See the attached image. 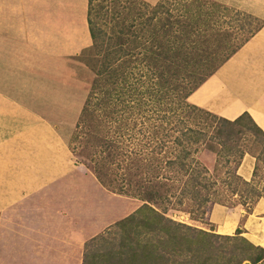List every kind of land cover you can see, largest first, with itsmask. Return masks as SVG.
<instances>
[{
    "label": "trees",
    "instance_id": "trees-1",
    "mask_svg": "<svg viewBox=\"0 0 264 264\" xmlns=\"http://www.w3.org/2000/svg\"><path fill=\"white\" fill-rule=\"evenodd\" d=\"M182 13L166 0H88L91 43L78 57L93 76L75 124L81 137L71 147L93 164L104 186L139 202L86 241L81 264L264 258V247L242 235L241 225L264 197V130L247 111L230 119L190 100L262 24L249 34L239 26L243 38L229 49L230 30L220 33L213 23L208 29L202 16ZM246 152L255 157L250 180L237 171ZM215 202L246 210L234 234L168 212L204 219Z\"/></svg>",
    "mask_w": 264,
    "mask_h": 264
},
{
    "label": "crops",
    "instance_id": "crops-1",
    "mask_svg": "<svg viewBox=\"0 0 264 264\" xmlns=\"http://www.w3.org/2000/svg\"><path fill=\"white\" fill-rule=\"evenodd\" d=\"M227 3L256 16L262 25L190 100L230 119L247 111L264 130V0ZM87 6L88 0H0V213L33 199L75 166L63 137L65 126L56 122L62 116L60 97L46 96L39 85L45 84V56L52 64L56 56L76 54L90 45ZM240 166L250 176L252 157L244 156ZM34 213L41 215L40 210ZM240 215L216 203L210 218L217 232L231 234ZM243 226L244 235L264 247V197ZM69 255L43 253L32 264H64L70 262Z\"/></svg>",
    "mask_w": 264,
    "mask_h": 264
},
{
    "label": "rangeland",
    "instance_id": "rangeland-1",
    "mask_svg": "<svg viewBox=\"0 0 264 264\" xmlns=\"http://www.w3.org/2000/svg\"><path fill=\"white\" fill-rule=\"evenodd\" d=\"M145 1L154 4L160 0ZM166 1L172 6L175 14H180L186 8H190V13L183 12L182 14H192L194 17L202 16L201 25L208 29L209 24L213 23L220 33L230 30L229 34L232 35V39L228 40L230 41L229 49L243 38L238 36L239 26L244 29V33L249 34L250 31L256 30L262 24L260 19L249 16L247 12L227 3V0ZM181 3H186L187 7L185 4L180 5ZM182 14L181 16H183ZM231 25L235 27L230 28ZM82 52L83 50L76 54L56 56L52 60V64L45 56V84L39 86L44 87L46 96L60 97L57 105L58 114L62 116L56 122L65 126L63 137L67 141L75 166L72 171L45 187L33 199L18 203L0 213V260L8 264H25V262L32 264L33 259H40V254L48 252L54 255L59 252L62 254L69 252L71 254L69 255L71 256L70 262L67 261L68 263L64 264H81L86 241L105 230L112 222L133 211L138 205L139 200L133 196L112 191L108 185L106 186L109 188L104 186L101 179L97 177L93 164L91 165L80 152L76 153L72 150L71 145L81 137V134L77 133L78 129L75 124L93 76L90 66L78 57ZM48 88L52 90L49 91ZM137 142L136 140L135 144ZM246 155L252 157V174L247 177L243 167L240 166ZM254 165L255 157L246 152L237 171L245 179L250 180ZM216 203L219 202H215L211 206V209L204 215V219H193L188 212L181 210L170 209L168 212L178 221L220 233L217 232L214 222L210 218L212 207ZM223 205L240 211V217L245 214L246 210L241 206ZM43 208L48 209L49 214L45 215ZM38 210L42 216L34 213ZM247 216L248 213L246 218ZM244 222L241 224L243 230ZM224 230L229 229L225 228ZM242 235H244L243 232ZM218 241L219 239L216 242ZM58 242L61 244L59 247L55 246ZM246 263L247 260L242 264ZM49 264H63V261ZM248 264L250 263L248 262ZM255 264H264V258Z\"/></svg>",
    "mask_w": 264,
    "mask_h": 264
}]
</instances>
